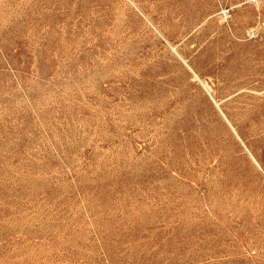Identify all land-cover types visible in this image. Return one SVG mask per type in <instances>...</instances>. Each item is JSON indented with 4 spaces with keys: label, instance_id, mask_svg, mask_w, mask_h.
<instances>
[{
    "label": "rangeland",
    "instance_id": "374dc122",
    "mask_svg": "<svg viewBox=\"0 0 264 264\" xmlns=\"http://www.w3.org/2000/svg\"><path fill=\"white\" fill-rule=\"evenodd\" d=\"M0 264H264V0H0Z\"/></svg>",
    "mask_w": 264,
    "mask_h": 264
}]
</instances>
